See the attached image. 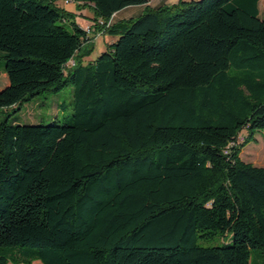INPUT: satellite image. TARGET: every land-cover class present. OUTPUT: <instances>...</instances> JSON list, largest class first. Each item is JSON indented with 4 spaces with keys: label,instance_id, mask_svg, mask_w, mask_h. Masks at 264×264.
Segmentation results:
<instances>
[{
    "label": "trees",
    "instance_id": "obj_1",
    "mask_svg": "<svg viewBox=\"0 0 264 264\" xmlns=\"http://www.w3.org/2000/svg\"><path fill=\"white\" fill-rule=\"evenodd\" d=\"M57 1L0 0V107L70 82L74 109L0 118V264H264L259 0H64L111 37L86 63Z\"/></svg>",
    "mask_w": 264,
    "mask_h": 264
},
{
    "label": "rangeland",
    "instance_id": "obj_2",
    "mask_svg": "<svg viewBox=\"0 0 264 264\" xmlns=\"http://www.w3.org/2000/svg\"><path fill=\"white\" fill-rule=\"evenodd\" d=\"M58 5L71 10L74 20L82 21V27L86 30L89 40L84 44L81 52L83 62H88L99 55L111 37L105 34L104 24L100 23V18L93 22V11L87 6H78L75 2L58 0ZM264 17V4H261L260 15ZM263 16V17H262ZM87 20V21H86ZM84 21V22H83ZM0 51V71L5 67V58ZM73 61H69L71 64ZM13 106L0 107V118L9 112V119L18 118L23 123H71L73 121V86L69 82L56 92H44L37 95L32 101L25 103L17 111H12ZM243 160L249 161L257 166H264V130L256 133L253 140L247 143L240 152ZM215 241H201L202 245H215ZM257 250H253L252 264H257ZM8 264H14L9 262Z\"/></svg>",
    "mask_w": 264,
    "mask_h": 264
},
{
    "label": "crops",
    "instance_id": "obj_3",
    "mask_svg": "<svg viewBox=\"0 0 264 264\" xmlns=\"http://www.w3.org/2000/svg\"><path fill=\"white\" fill-rule=\"evenodd\" d=\"M177 1L178 0H149L147 2V4L150 6H159V5H164V4H166V5L167 4H173V3H176ZM262 3L264 4V0H259V2H258V15H260V8H261ZM143 8H144V5L143 6H135V7H128L126 9H123L116 14V16H117L116 19L127 18L129 16L138 14L139 12H141L143 10ZM81 22L82 21H79L78 23L82 25Z\"/></svg>",
    "mask_w": 264,
    "mask_h": 264
},
{
    "label": "built area",
    "instance_id": "obj_4",
    "mask_svg": "<svg viewBox=\"0 0 264 264\" xmlns=\"http://www.w3.org/2000/svg\"><path fill=\"white\" fill-rule=\"evenodd\" d=\"M110 22V19L106 22V25H108V23ZM100 23H102L103 24V21L102 20H100Z\"/></svg>",
    "mask_w": 264,
    "mask_h": 264
}]
</instances>
